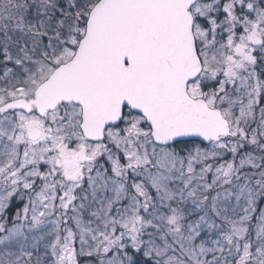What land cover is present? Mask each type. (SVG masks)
<instances>
[{
    "label": "snow or ice",
    "instance_id": "6c2138e0",
    "mask_svg": "<svg viewBox=\"0 0 264 264\" xmlns=\"http://www.w3.org/2000/svg\"><path fill=\"white\" fill-rule=\"evenodd\" d=\"M0 264H264V0H0Z\"/></svg>",
    "mask_w": 264,
    "mask_h": 264
}]
</instances>
